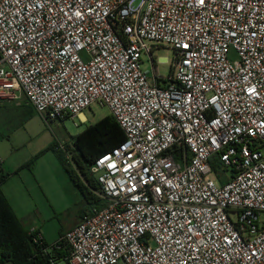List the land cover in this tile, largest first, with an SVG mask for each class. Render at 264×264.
Here are the masks:
<instances>
[{
    "label": "built area",
    "instance_id": "2783aa9c",
    "mask_svg": "<svg viewBox=\"0 0 264 264\" xmlns=\"http://www.w3.org/2000/svg\"><path fill=\"white\" fill-rule=\"evenodd\" d=\"M20 93L76 127L107 107L125 135L90 168L100 206L45 252L264 264V0H0V103Z\"/></svg>",
    "mask_w": 264,
    "mask_h": 264
},
{
    "label": "rangeland",
    "instance_id": "374dc122",
    "mask_svg": "<svg viewBox=\"0 0 264 264\" xmlns=\"http://www.w3.org/2000/svg\"><path fill=\"white\" fill-rule=\"evenodd\" d=\"M153 55L159 75L166 77L170 72L172 52L161 48ZM142 62L144 70L151 71L147 55L142 56ZM1 107L4 106L0 104V158L12 164L22 163L18 171L21 178L33 183L37 178L42 182L25 192V222L37 227L47 245L52 246L78 224L86 210L93 209L94 203H88L50 148L58 147L66 156L70 169L77 171L68 149L72 138L111 112L107 107L94 104L83 112L85 118L75 120L79 124L76 127L72 120L64 123L46 121L36 111L30 112L15 102L9 105L10 108ZM215 170L219 178L228 175L218 167ZM90 177L94 178L91 174ZM93 192L100 198V191ZM56 264L65 263L57 260Z\"/></svg>",
    "mask_w": 264,
    "mask_h": 264
},
{
    "label": "trees",
    "instance_id": "16d2710c",
    "mask_svg": "<svg viewBox=\"0 0 264 264\" xmlns=\"http://www.w3.org/2000/svg\"><path fill=\"white\" fill-rule=\"evenodd\" d=\"M124 139V131L109 115L72 138V146L69 148L77 171L70 169L64 154L56 147L50 150L58 154L71 180L88 203L99 207L101 199L93 191H100V185L95 178L90 177V168L98 158L111 152ZM9 177L0 171V264H52L57 263V260L63 261L67 250L45 252L44 249L48 247L45 240L42 244L36 243L35 235L14 213L1 189Z\"/></svg>",
    "mask_w": 264,
    "mask_h": 264
},
{
    "label": "crops",
    "instance_id": "0c3cea01",
    "mask_svg": "<svg viewBox=\"0 0 264 264\" xmlns=\"http://www.w3.org/2000/svg\"><path fill=\"white\" fill-rule=\"evenodd\" d=\"M160 49L161 48L155 49V51L156 50H160ZM170 52H172V51H170ZM172 57H173V53H172ZM170 61H169V63H170ZM0 99H2V98H0ZM3 101L4 102H2L0 104L3 105L4 107H1V108H6V109L10 108L9 105L15 102L17 104H20L21 108H25V109H27L30 112L31 111H35L32 107H30L27 104L26 97H25V95L23 93L19 94V98L17 100H11V99H6L5 98ZM5 105H7V106H5ZM81 118H85L84 115H81ZM50 151H52V150H50ZM54 153L57 155V158L60 161V159L58 157V154L56 152H54ZM0 160H1V170L3 171L4 174L10 175V177L7 179V181L4 182L2 184V186H1V189H2L5 197L7 198V200L10 203L14 213L16 214L18 219L22 222V224L27 229L35 228V226H33L32 224H29V223L25 222L24 210H25V207H26L25 202L27 200L26 197H25V192L27 191V189H29V187L41 185L42 182L37 181V178L35 179L34 183L30 179L21 178L19 176V174H18L19 173L18 171H20L19 169L23 166L22 163L12 164V163H8V162L4 161L1 158H0ZM60 163H61V161H60ZM61 165H62V163H61ZM17 209H19V210H17ZM18 211H20V212H18ZM87 211L88 210H86L84 212V214L81 215L82 217L80 216L79 222L81 221V219L83 218V216L86 214ZM36 229H37V227H36Z\"/></svg>",
    "mask_w": 264,
    "mask_h": 264
},
{
    "label": "snow or ice",
    "instance_id": "6c2138e0",
    "mask_svg": "<svg viewBox=\"0 0 264 264\" xmlns=\"http://www.w3.org/2000/svg\"><path fill=\"white\" fill-rule=\"evenodd\" d=\"M201 3H204V0H200Z\"/></svg>",
    "mask_w": 264,
    "mask_h": 264
}]
</instances>
